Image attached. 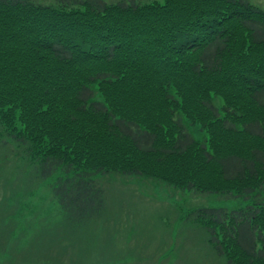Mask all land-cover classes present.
Wrapping results in <instances>:
<instances>
[{
	"label": "trees",
	"instance_id": "16d2710c",
	"mask_svg": "<svg viewBox=\"0 0 264 264\" xmlns=\"http://www.w3.org/2000/svg\"><path fill=\"white\" fill-rule=\"evenodd\" d=\"M55 1L0 0V215L10 188L19 208L60 172V215L85 224L104 210L97 177L148 176L247 200L192 216L229 264H264V10Z\"/></svg>",
	"mask_w": 264,
	"mask_h": 264
},
{
	"label": "rangeland",
	"instance_id": "374dc122",
	"mask_svg": "<svg viewBox=\"0 0 264 264\" xmlns=\"http://www.w3.org/2000/svg\"><path fill=\"white\" fill-rule=\"evenodd\" d=\"M28 1L58 5L55 0ZM249 2L264 10V0ZM213 102L218 108L223 105L219 97H213ZM185 127L195 139L207 138L199 126L185 123ZM61 178L58 172L30 186L29 192L21 194L19 208L8 195L13 188L8 190L0 215V236L5 239L0 241V264H229L207 245V234L192 213L249 205L229 193L186 190L148 176L106 175L97 177L105 199L102 218L69 223L60 215L53 192ZM16 179L23 182L21 169Z\"/></svg>",
	"mask_w": 264,
	"mask_h": 264
},
{
	"label": "bare ground",
	"instance_id": "6f19581e",
	"mask_svg": "<svg viewBox=\"0 0 264 264\" xmlns=\"http://www.w3.org/2000/svg\"><path fill=\"white\" fill-rule=\"evenodd\" d=\"M104 211V210H103ZM103 214V213H102ZM102 218V215L101 216H98V217H96V218H94V219H101ZM93 220V219H92Z\"/></svg>",
	"mask_w": 264,
	"mask_h": 264
}]
</instances>
